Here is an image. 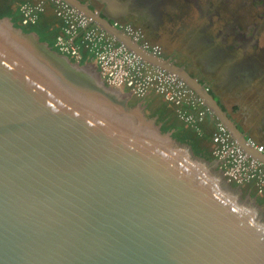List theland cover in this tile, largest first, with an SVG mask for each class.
Instances as JSON below:
<instances>
[{
  "label": "water",
  "instance_id": "water-1",
  "mask_svg": "<svg viewBox=\"0 0 264 264\" xmlns=\"http://www.w3.org/2000/svg\"><path fill=\"white\" fill-rule=\"evenodd\" d=\"M64 1L179 76L264 162L183 66ZM95 68L0 17V264H264L263 208Z\"/></svg>",
  "mask_w": 264,
  "mask_h": 264
},
{
  "label": "built area",
  "instance_id": "built-area-1",
  "mask_svg": "<svg viewBox=\"0 0 264 264\" xmlns=\"http://www.w3.org/2000/svg\"><path fill=\"white\" fill-rule=\"evenodd\" d=\"M48 1L54 4V14L62 22L61 31L55 39V46L60 53L77 62L91 60L106 83L127 88L136 97L143 98L150 92L159 95L165 102L173 105L178 117L189 126L196 127L197 123L212 114L203 99L179 76L144 61L64 0H39L22 4L19 7L22 25H35L39 13L44 10ZM114 25L134 41L140 42L141 37L134 34L129 24L115 22ZM79 37L83 50L74 42ZM142 46L154 55H161L158 46L152 47L146 42ZM83 51H86V55ZM212 139V156L227 182H252L257 193L264 197V162L249 155L222 122L217 123ZM247 144L257 152H264L263 147L251 140H247Z\"/></svg>",
  "mask_w": 264,
  "mask_h": 264
},
{
  "label": "rangeland",
  "instance_id": "rangeland-1",
  "mask_svg": "<svg viewBox=\"0 0 264 264\" xmlns=\"http://www.w3.org/2000/svg\"><path fill=\"white\" fill-rule=\"evenodd\" d=\"M221 1L223 2L220 3V0H211L212 8L219 6V8H221V10L223 11V17L219 19L216 15H212L211 17L213 18V20H210L206 14L197 15L196 13V20H188L186 18V10L184 9L183 11L182 8L179 7L176 9L167 8L166 11L164 9V11H162V13L164 14L163 16H161L160 18L154 16L152 19H150L147 25L143 26L142 24H140L138 26H135L133 24H129L128 26L132 27L134 34H138L139 37H141L140 42L138 41L141 45L142 43L146 42L152 47L158 46L159 49H161L160 56H162L165 51L167 58L172 59L176 57L179 64H181L182 61L185 62L192 60H198L199 63H201L200 60L203 56H205L206 58L211 55L205 63V69H224L223 64L226 63V67L231 64L232 69H241V67H244V69H253L256 73L260 71L262 72V69H264V37L259 41V48H255L253 45H249L247 49L243 51L238 47L240 43L239 41L232 39V36L226 35L230 31L224 30L223 22L225 23L228 21L232 22L233 24H237L236 28H234L233 30L236 31L238 29L243 32V35L245 37H252L254 30L258 26H260V28L264 27V7L261 4L259 6L255 4L253 5L251 0ZM209 23H211L210 27L207 26L209 25ZM15 25L20 26L23 29H25L26 27L22 25L20 17L19 20L15 22ZM191 30H196L197 32L193 34L195 35L194 38L197 43L200 44V41H202V44L208 46L207 49H209V51L211 49L214 50L209 53L210 55L207 54L208 56H206L205 48L201 50L200 48L192 47V43L188 39L189 37L187 38V35ZM222 30L225 32L221 33L220 31ZM157 31H160V33H162L163 31V36L160 37L161 35H156L155 33ZM69 58L72 62H77L71 57ZM81 62V64L87 65V62L89 63L92 61L85 59ZM89 65L92 66L93 64L90 63ZM95 70L99 71L100 73V70L98 68H95ZM262 75L264 76V73ZM260 81L261 82L259 85L261 93L259 92V94L262 98H260L257 102L253 101V105H251L252 110L254 109L259 113L258 117L247 124L243 121V116L239 114L237 115V120L239 121V123H242L243 121V129L244 131H247L249 133L246 139L253 141L256 145L261 146L264 149V141L261 136L262 131L264 130V122L262 119L264 117V96L262 95L264 93V80ZM216 86L223 89V85ZM125 91L130 92L127 88H125ZM252 95V100H254V97H258V95ZM135 97L136 96L131 93L128 103L130 104V102L132 101V105L134 106L140 103L138 100L139 97ZM232 101H237V99H232ZM146 115L148 117H154L149 115V113H146ZM156 123L161 128L162 123L158 122L157 119ZM168 132H171L172 134V130H169ZM213 148L214 142L211 148V155ZM202 153L209 154L208 151H202ZM202 158L207 159L206 157ZM207 160L216 162L214 157ZM213 169L220 170L218 164L215 165ZM250 183L252 182L244 184H231L232 186L238 187L240 189L243 197L255 199L256 203H258L264 210V201L259 202L257 200L259 199V197L262 198V196L257 193L255 185L254 188L257 195L252 193V190L250 189V187H248V184Z\"/></svg>",
  "mask_w": 264,
  "mask_h": 264
},
{
  "label": "flooded vegetation",
  "instance_id": "flooded-vegetation-1",
  "mask_svg": "<svg viewBox=\"0 0 264 264\" xmlns=\"http://www.w3.org/2000/svg\"><path fill=\"white\" fill-rule=\"evenodd\" d=\"M143 4V8L141 9L140 13L144 15V20L142 21V25H144L143 22H148L150 19H152L154 16H157V18H160L164 14L162 11L167 10V8H182L186 10V18L188 20H196V13L197 15H204L206 14L210 20H213L211 17L212 15H216L219 18L223 17V11L219 6H216L215 8L211 7V0H140ZM252 4L254 5H262L264 7V0H251ZM223 1L220 0V3ZM211 7V8H210ZM148 17V19H146ZM210 24L207 25L210 27ZM137 25V24H136ZM224 30L230 31L227 36H232V39H235L239 41V48L245 51L249 45H253L255 48H259V41L261 38L264 37V27L260 28L258 26L254 32L252 37H245L243 35V32L240 30H233L236 28L237 24H233L232 22H223ZM200 31V30H198ZM196 30H191L187 38L191 41L193 48H202V41H200V44L196 42L193 34H195ZM221 33L225 31H220ZM197 33V32H196ZM189 45V41H188ZM205 46V44H203ZM208 47V46H205ZM207 49V48H205ZM241 50V51H242ZM209 51V49L206 50ZM214 50H210L209 53ZM166 56V52L164 51L162 56ZM206 55V56H208ZM214 56V55H213ZM176 58V57H174ZM176 61V60H175ZM192 60V61H182L181 64H179L178 61H176L177 65L183 66L185 69H205V56H203L200 60L201 63H199L198 60ZM203 65V66H202ZM223 99H220V102L223 101L224 111L227 113V116L234 122V124L237 126V128L240 130V132L244 135V137H248L249 133L247 131H244L243 127L239 128L237 125V122L234 120L233 115L241 114L243 116V121L245 123H250L251 121L255 120L256 117H258V112L256 110H252L251 105L253 101L257 102L260 98H262L259 94L260 92V80H264V76L262 75L264 73V69H262V72L258 73H252L253 69H244V67H241V69H232L231 64L226 67V63L223 64ZM226 68V69H225ZM247 68V67H246ZM201 74V73H200ZM253 74V75H252ZM260 79H259V78ZM262 88V87H261ZM261 93V92H260ZM258 95L257 98L253 95ZM264 96V93L262 94ZM235 97V98H234ZM136 98V97H135ZM232 99H237V101H232ZM140 104L144 107L145 102H143L141 98L138 99ZM161 104V103H160ZM160 104H157L159 106ZM227 105H230L229 112L226 108ZM145 106L144 109H148ZM212 113V112H211ZM237 119V118H236ZM264 122V117L262 118ZM242 121V123H243ZM264 137V130L261 134ZM264 141V140H263Z\"/></svg>",
  "mask_w": 264,
  "mask_h": 264
},
{
  "label": "crops",
  "instance_id": "crops-1",
  "mask_svg": "<svg viewBox=\"0 0 264 264\" xmlns=\"http://www.w3.org/2000/svg\"><path fill=\"white\" fill-rule=\"evenodd\" d=\"M36 1L39 0H0V11L4 9L7 11L6 14L0 15V17H10L11 20L15 23L16 18L17 20H19V7L24 3L36 2ZM81 1L86 5H88L94 12L98 13L101 17L107 19L109 23H111L112 25H114L115 22H119V23L133 24L135 26H138L142 24V21H145L144 20L145 16L140 13L141 9L143 8V4L141 3L140 0H81ZM146 19H148V17ZM148 22H143V23L144 25H147ZM61 28H62V22L59 18L56 17L54 11L46 10L44 13H41L39 15L37 23L34 26L29 27V29H31L29 31L35 32L39 36V38H41V36L43 35L51 34V37L49 38H51L53 41L55 35L61 31ZM155 34L161 35L160 37H162L163 31L162 33H160V31H157ZM79 43L83 45L81 38ZM204 48L207 47H205L202 44V48L200 49L203 50ZM207 54L208 52L206 53V55ZM210 56L206 57L205 61H207ZM163 57L167 58L165 55ZM170 60L175 64L177 63L176 61H178L176 58H172ZM186 70L191 74V76L195 77L200 83L204 84L205 87L208 88V91L218 101V104L220 105L221 109L224 111L225 108L222 104L223 101L220 102V99L221 98L223 99V89L221 87L216 86V85H223V69H196V71L194 69H186ZM252 73H255V71H253ZM142 99H143L142 101L145 102V106H147L146 108H148V109H144L145 113L153 114V111L155 112L157 110V104H160L162 102L165 103L171 109L174 108L172 104L165 102L159 95L153 92H150ZM229 106L230 105H227L228 108H226L228 112L230 110ZM154 114H155L154 117H156V119L160 117V113L157 112ZM233 117L234 120L237 122L239 128L243 127V124L239 123V121L236 119L237 118L236 114L233 115ZM218 122H220V119L218 118L217 115L213 114V112L211 115H208L202 122V129H203L202 133L204 137L203 147L206 149V151L209 152L210 155H211V148L213 145L212 137L214 132L216 131ZM262 139L264 140L263 136Z\"/></svg>",
  "mask_w": 264,
  "mask_h": 264
},
{
  "label": "trees",
  "instance_id": "trees-1",
  "mask_svg": "<svg viewBox=\"0 0 264 264\" xmlns=\"http://www.w3.org/2000/svg\"><path fill=\"white\" fill-rule=\"evenodd\" d=\"M27 3H30V2H27ZM46 10L54 11V4L52 2L48 1L45 4L44 10L41 11L39 13V15L41 13H44ZM6 12L7 11L5 9L0 11V15H4V14H6ZM39 15H38V18H39ZM19 17H20V15H19ZM15 21H17V18L15 19ZM29 27H32V26H26L25 27L26 31H29L32 29V28L29 29ZM57 35H58V33L55 35V38L53 41L51 38H49V37H51V34H46V35L41 36L40 40L47 41L48 44L53 49H57L55 44H54ZM80 38L81 37L75 39L74 42L77 45L81 46V48L83 50V45H81L79 43ZM85 52L83 51L84 55H86ZM132 104L133 103L131 101L130 105H132ZM156 111L158 113H160V117L157 118V121L162 123L161 130L163 132L172 130V136L182 143L189 144L191 146V148L193 149L194 154L201 156V157H206L207 159L213 158L212 155L202 153V151H206V149L203 147L204 137H203V133H202L203 132L202 122L206 117L201 122L197 123L196 127H193V126L186 125L185 122L178 117L177 113L175 112V109L174 108L171 109L170 107H168L163 102L159 106H157ZM156 111L155 112L153 111V114L149 113V115L154 116L155 115L154 113H157ZM164 118H165V120H164ZM198 129H200V132L198 131ZM248 187H250L253 194L257 195L253 183L248 184ZM262 198L259 197V199H257V200L259 202H263L264 197L262 196Z\"/></svg>",
  "mask_w": 264,
  "mask_h": 264
}]
</instances>
